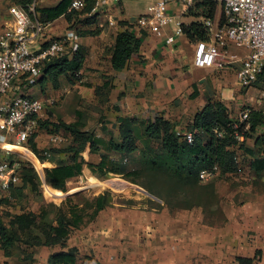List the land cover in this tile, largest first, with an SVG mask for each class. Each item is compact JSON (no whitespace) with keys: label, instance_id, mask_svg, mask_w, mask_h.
I'll use <instances>...</instances> for the list:
<instances>
[{"label":"crops","instance_id":"crops-1","mask_svg":"<svg viewBox=\"0 0 264 264\" xmlns=\"http://www.w3.org/2000/svg\"><path fill=\"white\" fill-rule=\"evenodd\" d=\"M47 1L42 0L43 6L38 8L55 7L61 0L53 5ZM12 5L27 9L19 4ZM114 6L108 5L106 14L95 17L93 22H81L75 27L69 26L63 16L43 22L35 10L33 17L28 15L32 21L47 23L43 35L32 42L33 48L37 49L48 38L62 37L69 30L78 35L77 51L84 55L80 79L70 83L61 77L59 86L52 87L56 94L68 96L65 100L68 99L69 110L73 113L66 115L69 123L84 121L85 129H91L96 139L108 141L118 136L122 118L133 119V128L138 131H142L145 122L162 118L177 131L185 132L209 100H221L235 112V102L243 90L235 80V73L247 50L228 42L220 49L225 50L228 59L223 67H196L193 64L195 40L182 34L168 44L164 37L158 38L150 32L138 30L134 26L136 22H132L126 13L124 18L120 17V11ZM10 7L7 8L0 0V31L13 23ZM169 11L171 13V6ZM107 15L115 21L114 26H108ZM215 17L219 20L220 13ZM126 29L141 44L127 65L115 71L107 51L116 34ZM172 32L171 26L165 29V35ZM189 57L191 62L187 60ZM103 86L106 89L97 95L95 90ZM47 90L46 84L44 97ZM249 106L253 107L252 104ZM241 111L235 112L234 116L237 117ZM258 132L264 131L259 129ZM35 142L38 151L45 149L41 134L36 136ZM15 151L21 154V150ZM104 152L103 149L99 151ZM31 153L38 160L32 158L35 166L42 167L40 158L32 150ZM105 153L113 159L118 157ZM25 154L30 158L29 153ZM138 154L139 151L133 152L124 159L134 158L138 166ZM44 156L46 160L42 163H47L48 168L55 167V162L49 159L50 154ZM81 156L86 162L82 174L89 167L88 163L96 165L100 160L98 153L90 154V144L85 146ZM250 176L255 178L251 173ZM227 190L230 191L229 188ZM229 193L226 192L219 200L223 217L220 224H210L201 209L170 211L150 205L147 200L133 208L130 207V199H116L111 193V205L86 225L85 230H76L68 245L79 248L76 264H241L239 259L250 260L251 264H264V193L252 191L251 186L236 187ZM38 251L34 253L33 264H47L50 250L40 248Z\"/></svg>","mask_w":264,"mask_h":264},{"label":"trees","instance_id":"trees-1","mask_svg":"<svg viewBox=\"0 0 264 264\" xmlns=\"http://www.w3.org/2000/svg\"><path fill=\"white\" fill-rule=\"evenodd\" d=\"M15 2L28 8L33 0ZM70 2L71 0H61L55 7L35 8V12L43 22L61 16L72 27L81 22H93L94 15L88 16L93 0H88L87 6L81 11H68ZM193 3L186 15L199 20L182 23L183 34L196 42L206 41L207 30L202 20L213 19L219 6L214 0H193ZM140 44V40L129 29L117 33L113 45L107 51L112 68L115 71L122 70L138 52ZM83 62L84 55L78 50L71 57L64 54L45 63L38 81L39 92L35 96L44 93L48 82L53 88H57L61 77H65L70 83L79 80ZM263 81L264 73L254 84ZM103 89L106 86L96 89L95 93L99 95ZM50 115L48 112L49 117ZM49 117L38 119V131L29 139L28 144L41 162L46 160L43 152H48L55 167L44 169V180H41L31 163L18 160L17 175L22 185L12 189L10 198H4L0 203L11 204L16 192L20 193L27 188L36 192L38 185L43 182L47 185L45 193L50 198L55 195L54 198L57 199L59 195L65 194L68 183L82 175L86 162L81 152L87 144H90V154H99L100 160L96 165L88 163L91 171L99 177L120 175L151 195L153 198H147L149 204L170 211L201 209L208 222L214 217L211 208L218 205L219 196L214 182H200L201 170L216 166L217 178L220 179L241 173L243 168H247L254 179L264 175V132L257 133L258 127L264 125V113L255 109H249L248 119L234 128L233 125H238L239 122L230 116L227 105L221 100H209L186 130L194 133L192 144L176 135L174 126L162 118L145 122L142 131L133 128V119L122 118L118 136L103 141L96 139L90 130L85 129L84 121L66 123L62 119L52 120ZM246 126L248 132L244 130ZM215 129L225 131L224 136L217 138L213 132ZM39 131L64 133L70 138L61 145H51L38 151L35 138ZM233 131L244 133L243 143H237ZM140 141L142 144L145 141L142 148H139ZM100 149L117 155V159L110 158L105 152L99 153ZM135 151H139L138 166L128 169L123 159ZM236 153L241 156L239 164L234 161ZM111 202L112 196L108 191L92 198H84L81 192H77L66 196L59 205L44 202L36 212L23 210L0 217V251L4 258H16L17 264H33L35 251L45 248L50 250L47 264H76L80 251L78 247L68 245L70 236L93 222ZM217 208L221 215L220 207ZM209 223L213 224L212 221ZM239 262L252 263L246 259H239Z\"/></svg>","mask_w":264,"mask_h":264},{"label":"built area","instance_id":"built-area-1","mask_svg":"<svg viewBox=\"0 0 264 264\" xmlns=\"http://www.w3.org/2000/svg\"><path fill=\"white\" fill-rule=\"evenodd\" d=\"M120 1L93 0L88 16L106 14L105 8L108 5ZM183 1L185 11L193 0ZM214 1L219 6L221 20H217L215 16L213 19L202 20L208 40L196 42L193 64L200 68L223 67L228 59L225 50L220 49L230 42L235 47L248 51L235 73L237 84L241 88H248L264 73V0ZM87 2L88 0H71L68 10L81 11L87 6ZM9 13L13 23L0 31V200L10 198L11 190L22 185L17 175L18 160L28 161L38 172L32 161V158L37 159L31 153L28 141L38 131V119L42 118L46 107L52 106L55 101L53 98L40 99L18 92L26 90L24 87L38 84L45 63L64 54L71 57L78 48V35L73 30L56 39L48 38L37 49L33 48L32 42L43 35L47 23L32 21L25 9L19 6L12 5ZM106 17L108 26H114L115 21L108 15ZM172 22L169 0H157L148 6L146 14L138 17L134 26L158 38L164 37L166 43L172 44L177 36L183 34L182 23L175 21L173 32L165 35V29ZM248 112L245 109L238 114L236 120L239 123L234 124V128L248 119ZM244 130L248 132V126ZM213 132L217 138H222L225 133L218 129ZM233 134L237 143L244 142V133L233 131ZM176 135L183 137L188 144L193 143V132L176 131ZM66 140L56 134L49 137L51 145H60ZM15 149L29 153L30 158L18 154ZM44 155L49 154L45 151ZM126 161L124 159V163ZM234 161L237 164L241 162L239 153L234 156ZM217 174L216 166L203 169L199 173L200 182H211Z\"/></svg>","mask_w":264,"mask_h":264},{"label":"rangeland","instance_id":"rangeland-1","mask_svg":"<svg viewBox=\"0 0 264 264\" xmlns=\"http://www.w3.org/2000/svg\"><path fill=\"white\" fill-rule=\"evenodd\" d=\"M58 1L59 0H48L47 4L53 5V4L57 3ZM156 1L157 0H121L120 3L118 2L119 4L115 3L114 7H117L118 10L120 11V17L124 18L125 17L124 14L126 13V16L128 18H131L132 22H136L139 16L147 13L148 6L153 5ZM3 2L7 8L10 7L12 4H19V2L17 3V2H15V0H3ZM193 4L194 3L192 2L191 6ZM183 5H184L183 0H169V6H171V13H172V18H173V22L170 24V26L173 28H174V22L175 21H179L183 24H188L194 20L195 21L199 20V19H195L192 17H188L186 15V13H187L188 8L190 6H188V8L185 9V11H183L182 10ZM39 6H43L42 0H33V3L29 6V7H32L33 9L31 10V9L27 8L26 9L27 14L30 17H33L32 14L34 13L35 8L37 9ZM219 13H220V9L218 7V9L216 10L215 16L219 15ZM187 60L191 62V57H189V59H187ZM47 86H48V90L46 92V98H53L55 101H54V104L52 106L46 107V109L42 115V118L43 119L48 118L49 117L48 112H50L51 113V115L49 117L50 119L56 120L59 118V119H62L64 122L69 123V119H67V116L73 115V113H71L69 110L68 99L65 100V98L68 97L67 94H63V95L56 94L55 90L52 88V85L50 83L49 84L47 83ZM20 92L25 94V95L26 94L31 95V96L34 95V97H36V98H40V99L44 98L45 99V97H44L45 91L40 96H35L39 92V84L31 86V87L27 88L26 90L21 89L18 92V94H21ZM262 93H263V96H262ZM241 94H242V96L238 100H236V102H235V105L237 106L236 110H235L236 113L240 110H245V109H247V110L255 109L257 111H261L264 113V81L258 82L256 84H252V86H250L246 89L243 88V90L241 91ZM69 97H71V96H69ZM250 104H252L253 107L249 106ZM66 106H67V109H65ZM235 112L230 110V116L233 119H237V117L234 116ZM258 129H263V131H264V125L258 127ZM40 134L42 135V138L45 140V143H46L45 148H49L51 146V144L49 142V137L52 134H50L48 131H45V132L39 131L36 135L38 136ZM56 135H59L65 139L70 138L68 135H65L64 133H58ZM144 143H145V141H144ZM143 144L140 141L139 142V148H142ZM135 152H137V151H135ZM137 158L139 160V154H138ZM126 162L127 163H125V166H128V169L137 168L136 160L134 158L128 159V161H126ZM40 164L42 165V167L37 168L38 169L37 173L39 174L41 180H43L44 179V176H43L44 169L48 168L49 166L47 163H42L41 161H40ZM240 171H242V172L237 173L236 175H233L227 179L226 178L220 179V178L215 177L214 181L212 180V182H214V184L216 186V190H217V193L219 196V200L226 192L229 193L234 188L241 187V186L242 187L251 186L252 191L259 190V191L264 193V175H262L256 179H252L247 168H243ZM90 177L95 178V179H97V181H100L102 183L103 182L107 183V182H110L112 180H118L120 182H123V184L122 185L121 184L115 185V183L114 184L109 183L108 185L106 184L105 186H102V187L97 186V187L91 188V187L87 186V184L90 180ZM208 183H210V182H208ZM46 186L47 185L45 183L38 185V190L36 192L30 191L29 188L24 189L20 193L16 192V195L13 196L11 204L8 205L7 203H0V217L4 218V217H6L7 214H15V213H19L23 210L36 212L37 209L39 208V206L44 202L45 203L52 202L55 205H59L61 203V201L64 200L63 197L66 196L68 192H70V189H74V188L75 189L78 188V190L80 189V191H78V192H81L82 197H84V198H92L94 196H97L99 194H102V193L108 191V192L112 193V195H114L116 197V199H119L118 197H124V198L130 199L131 200L130 202H132L130 207L132 206L133 208L139 207V204L141 201H145V200H147V198H149V196H147L146 194H144L143 192H141L140 190L137 189L138 187L143 189L142 187L126 181L120 175L108 174L107 176L99 177V175H96L95 173H93L91 171L90 167L85 169L81 176L77 177L75 180L68 183V190L65 194L59 195V196H61L60 199H58V198L55 199L54 198L55 195H52L53 199L50 198L49 196H47V194L45 193V187ZM228 188L230 189V191L227 190ZM75 193H77V192H75ZM117 203H120V202L117 201ZM219 203H218V205H214L211 208V212H214V217L213 218L209 217L210 218L209 222L212 221L213 224H220L222 222V219H223V217L219 213V208H217V206L220 207ZM120 204H122V203H120ZM150 205H152V204H150ZM127 207L129 208V206H127ZM181 211L183 212L184 210H181ZM87 225H89V223ZM85 227H86V225H85ZM84 228L82 230H85ZM84 236H85V234L83 233V237ZM38 252H40V249ZM3 258H4V256L2 255V252L0 251V264H17L16 258H13V257L4 258L5 260H3Z\"/></svg>","mask_w":264,"mask_h":264},{"label":"bare ground","instance_id":"bare-ground-1","mask_svg":"<svg viewBox=\"0 0 264 264\" xmlns=\"http://www.w3.org/2000/svg\"><path fill=\"white\" fill-rule=\"evenodd\" d=\"M20 153L28 156V154H25V152L22 151V150L20 151ZM109 183H110V184H114V183H115V185H117V184H118V185H120V184L122 185V184H123V182H120V181H118V180H112V181L107 182V183H102V182L97 181V179L90 177V180H89L87 186H89V187H91V188H92V187H97V186L102 187V186H105L106 184L108 185ZM76 190H78V189L71 190L70 193L73 192V191H76ZM133 191H134V190H133ZM131 196H132V195H131ZM57 198L60 199L61 196H58Z\"/></svg>","mask_w":264,"mask_h":264},{"label":"water","instance_id":"water-1","mask_svg":"<svg viewBox=\"0 0 264 264\" xmlns=\"http://www.w3.org/2000/svg\"><path fill=\"white\" fill-rule=\"evenodd\" d=\"M138 190H140L141 192H143L144 194H146L147 196H149V197H152L151 195H149L145 190H143V189H141V188H137ZM78 191H80V189L79 190H76V191H74L73 193H75V192H78ZM72 193V194H73ZM71 195V194H70ZM67 196H69V195H67ZM153 198V197H152Z\"/></svg>","mask_w":264,"mask_h":264}]
</instances>
